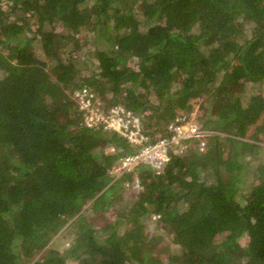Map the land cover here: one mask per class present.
Returning a JSON list of instances; mask_svg holds the SVG:
<instances>
[{
	"label": "trees",
	"instance_id": "16d2710c",
	"mask_svg": "<svg viewBox=\"0 0 264 264\" xmlns=\"http://www.w3.org/2000/svg\"><path fill=\"white\" fill-rule=\"evenodd\" d=\"M83 87L154 139L200 97L213 133L128 186L109 170L139 148L86 125ZM263 140L264 0H0V264H264V167L241 190ZM146 219L178 254L153 250ZM63 229L71 245L52 247Z\"/></svg>",
	"mask_w": 264,
	"mask_h": 264
},
{
	"label": "built area",
	"instance_id": "2783aa9c",
	"mask_svg": "<svg viewBox=\"0 0 264 264\" xmlns=\"http://www.w3.org/2000/svg\"><path fill=\"white\" fill-rule=\"evenodd\" d=\"M75 96L84 110V122L87 126L103 125L104 129L116 131L127 138L132 146H138L139 149L125 154L109 170L114 179L133 174L132 183L129 179L125 180L128 186L131 184L139 187L138 170L142 167L161 171L171 161L173 153H184L195 144L204 150L207 145L205 138L211 134L210 131L203 129L199 123L192 120L188 114L181 113L168 122L167 134H157L154 139L146 132L142 116L128 106L122 103L108 105L88 87L76 90ZM193 139H198V141ZM195 141L198 143H194Z\"/></svg>",
	"mask_w": 264,
	"mask_h": 264
},
{
	"label": "rangeland",
	"instance_id": "374dc122",
	"mask_svg": "<svg viewBox=\"0 0 264 264\" xmlns=\"http://www.w3.org/2000/svg\"><path fill=\"white\" fill-rule=\"evenodd\" d=\"M2 7L7 8V5L5 3H3ZM89 34L90 33L88 31H83L81 33V36H83L85 39H87ZM94 51H95L94 45H92L90 43L84 44V46L79 50L80 65H83L85 67V65L87 64V66H88L87 69L84 70L85 73L86 72L89 73L96 68L97 60H96V58H94ZM130 63L132 65H136L137 60L132 58ZM182 79H183V76L179 75L177 81L174 83V86H173L174 91H179V89L181 88ZM190 104L192 105V110L190 111V115H189L190 118L194 121H196L197 119H201L203 117V115L205 114V107H206V104H204L203 99L200 97L192 98L190 100ZM181 113L187 114L188 111L187 110H180V112L178 114H181ZM143 122H144V120H143ZM199 124L202 126V123H199ZM253 131H254V126L251 127L248 134H251ZM211 133H213V132H211ZM214 133H216V132H214ZM223 135H225V134H223ZM261 145L263 146V148L260 149L258 154L256 156H250L247 159L248 166H247V170H246V172L242 178L243 180H242V184H241L242 192L247 191L248 189L251 188V185L253 184L254 181H256L257 177L259 176V173H261V168L264 167V140L261 141ZM127 191L131 192L132 190L131 189L125 190L126 196L132 197L133 195ZM90 203L91 202H89L85 206V208H87ZM119 207H120V204L115 203L111 209L113 212L119 211L122 214L124 213V215L127 218H130V216H132V214H131L132 212H130V210H131L130 208H124L121 211L120 209H122L123 207L122 208H119ZM127 214H129V215H127ZM88 215L90 217L95 216L93 211L90 209L88 211ZM127 223H128V228L132 227V225H131L132 223L130 222V220ZM145 223H146V227L144 229H145L146 233L151 237V242H152V245L154 247L153 250L159 256H163V257L168 256L169 257V255L171 253L178 254L180 252L179 246L174 245V244H169L170 240H168L167 237L165 238L164 241H160V239H158V237L154 236V235H156L155 229H154L156 226V223L153 220L146 219ZM64 229L53 238V240L51 241L52 247H58L60 249H64V248L68 247L69 245H71V240L69 237L70 233L64 231ZM246 242H247L246 238H243L242 243L246 244Z\"/></svg>",
	"mask_w": 264,
	"mask_h": 264
},
{
	"label": "clouds",
	"instance_id": "9594fccd",
	"mask_svg": "<svg viewBox=\"0 0 264 264\" xmlns=\"http://www.w3.org/2000/svg\"><path fill=\"white\" fill-rule=\"evenodd\" d=\"M212 132V131H211ZM212 134V133H211Z\"/></svg>",
	"mask_w": 264,
	"mask_h": 264
}]
</instances>
